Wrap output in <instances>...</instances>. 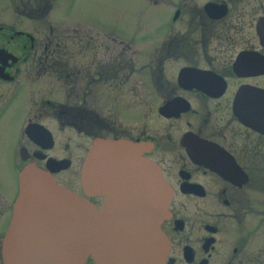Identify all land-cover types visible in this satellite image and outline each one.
<instances>
[{
    "label": "flooded vegetation",
    "instance_id": "af4514ba",
    "mask_svg": "<svg viewBox=\"0 0 264 264\" xmlns=\"http://www.w3.org/2000/svg\"><path fill=\"white\" fill-rule=\"evenodd\" d=\"M63 2L0 0V239L24 165L100 209L81 163L125 139L170 191L165 264H264V0Z\"/></svg>",
    "mask_w": 264,
    "mask_h": 264
},
{
    "label": "water",
    "instance_id": "95a60500",
    "mask_svg": "<svg viewBox=\"0 0 264 264\" xmlns=\"http://www.w3.org/2000/svg\"><path fill=\"white\" fill-rule=\"evenodd\" d=\"M141 144L95 139L79 180L91 201L59 185L29 163L0 240L2 264H165L168 240L159 227L170 191L158 166L140 156Z\"/></svg>",
    "mask_w": 264,
    "mask_h": 264
},
{
    "label": "rangeland",
    "instance_id": "374dc122",
    "mask_svg": "<svg viewBox=\"0 0 264 264\" xmlns=\"http://www.w3.org/2000/svg\"><path fill=\"white\" fill-rule=\"evenodd\" d=\"M62 2L65 13L68 15H77L81 11L84 13V17L93 15H114L119 18L132 11H139V9H134L133 6H128L130 0H62ZM3 16H5V14L0 15V19H2L1 17ZM6 18H8V15ZM7 23L11 22L7 21Z\"/></svg>",
    "mask_w": 264,
    "mask_h": 264
}]
</instances>
